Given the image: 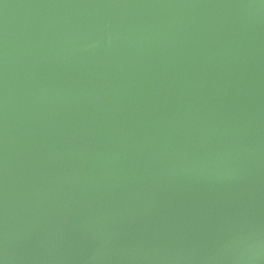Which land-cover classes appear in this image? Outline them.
Instances as JSON below:
<instances>
[{
	"label": "water",
	"instance_id": "1",
	"mask_svg": "<svg viewBox=\"0 0 264 264\" xmlns=\"http://www.w3.org/2000/svg\"><path fill=\"white\" fill-rule=\"evenodd\" d=\"M0 264H264V0H0Z\"/></svg>",
	"mask_w": 264,
	"mask_h": 264
}]
</instances>
